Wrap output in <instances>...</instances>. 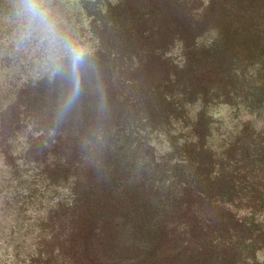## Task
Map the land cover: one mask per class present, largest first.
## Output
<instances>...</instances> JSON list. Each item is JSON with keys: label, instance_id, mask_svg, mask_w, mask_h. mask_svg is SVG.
Instances as JSON below:
<instances>
[{"label": "trees", "instance_id": "16d2710c", "mask_svg": "<svg viewBox=\"0 0 264 264\" xmlns=\"http://www.w3.org/2000/svg\"><path fill=\"white\" fill-rule=\"evenodd\" d=\"M10 2L0 12L15 15ZM113 10L94 16L70 107L67 58L42 38L48 57L24 70L12 36L0 264H264V0H143L129 21ZM185 164L195 192L181 181L171 201L106 220L107 198L132 205Z\"/></svg>", "mask_w": 264, "mask_h": 264}, {"label": "rangeland", "instance_id": "374dc122", "mask_svg": "<svg viewBox=\"0 0 264 264\" xmlns=\"http://www.w3.org/2000/svg\"><path fill=\"white\" fill-rule=\"evenodd\" d=\"M87 2L93 5H89ZM10 3L18 9V12L12 16L7 12H0V15H3L2 19L0 18V72H8L10 69L9 67H3L7 65L4 58L7 49L10 46L14 47L13 50L18 49L17 45L14 44L13 46V42L11 43L12 36L15 34L18 35L19 40L24 44L23 54L20 55L21 62L23 65L25 64L24 70L28 69L29 63L25 60V57L28 59L45 60L48 57V53H50V51L47 52L42 45L43 37L42 34L39 33V29L37 27L31 30L29 29L28 20L22 13L20 0H13V2ZM119 4L125 9L124 15L129 21L130 18H132L134 10L143 7V0H44L43 6L49 10L50 15L55 21H61V23L56 22L57 26L62 30L60 32L72 40L73 38H78L76 43L87 51L94 45V41L97 42L92 36V33H94L93 29L97 28L100 31L99 25H93L95 23H92L94 16L98 12L106 14L111 13L114 11V7ZM157 62L158 61H155L153 64L155 70L160 69V63ZM35 70H38V68H35ZM18 71L19 69L15 67L12 72L16 74ZM150 72H152V69ZM4 77L5 74L2 75V79H4ZM68 105L70 107L69 101ZM69 107L66 106L65 108L68 109ZM188 166L189 164H185L177 166V169L175 167L171 170H166L161 175L159 184L153 187H144L140 191L141 194L138 200L132 205L130 204L121 208L114 204V200L107 198L104 207H102L101 203L99 204L106 220L112 221L117 216L121 214L124 215L128 212L131 214H146L151 207V202L154 203L158 201L160 204L163 199H166V202L171 201L174 195L173 192L182 184L181 181L188 184L195 192V188L199 189L198 185H201V182L195 181V174L188 177L185 176V173H193L194 168ZM170 188H172V190Z\"/></svg>", "mask_w": 264, "mask_h": 264}, {"label": "clouds", "instance_id": "9594fccd", "mask_svg": "<svg viewBox=\"0 0 264 264\" xmlns=\"http://www.w3.org/2000/svg\"><path fill=\"white\" fill-rule=\"evenodd\" d=\"M20 3L29 26L38 27L49 48L67 58L72 84V94L69 97L71 103L80 93L81 69L87 56L86 49L60 32L49 10L43 6L44 0H20ZM62 68V65H58V70Z\"/></svg>", "mask_w": 264, "mask_h": 264}]
</instances>
